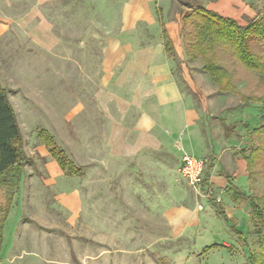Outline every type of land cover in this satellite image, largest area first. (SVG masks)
<instances>
[{
  "label": "rangeland",
  "instance_id": "1",
  "mask_svg": "<svg viewBox=\"0 0 264 264\" xmlns=\"http://www.w3.org/2000/svg\"><path fill=\"white\" fill-rule=\"evenodd\" d=\"M34 1L21 0L18 12H6L21 17ZM131 1L54 0L40 6L61 39V46L50 53L35 50L24 34L0 39V87L8 92L26 152L40 144L36 133L45 130L82 173L81 177H53V182L40 163L23 164L0 225V264H251V256L259 252L247 198L251 193L262 197L264 175L255 177L253 188L239 187L244 200L232 218L228 210L218 213L216 204L228 201L214 190L205 199L188 187L180 173L187 152L153 154L146 168L130 162L119 174L115 161L106 162V123L93 99L98 84L84 75L93 80L97 76V68L89 65L95 66L100 58L104 36L95 31L107 25L105 10L114 6L115 26H120ZM142 5L140 12L157 10L167 27L180 23V17L195 6L231 17L242 27L264 12V0H155ZM251 48L264 58V46ZM186 59L192 64L202 62ZM234 68L238 76L233 84L241 94L264 95L256 74ZM232 97L239 102L238 96ZM243 109L226 116L229 125L240 122L249 132L261 125L264 105ZM241 137L247 146L264 145L262 138L245 129ZM44 149L42 154L47 152ZM194 155L203 157L197 151ZM203 161L206 171L208 161ZM157 163L168 171L157 170ZM7 189L0 186V207L7 203ZM263 223L256 226L261 227V237Z\"/></svg>",
  "mask_w": 264,
  "mask_h": 264
},
{
  "label": "crops",
  "instance_id": "2",
  "mask_svg": "<svg viewBox=\"0 0 264 264\" xmlns=\"http://www.w3.org/2000/svg\"><path fill=\"white\" fill-rule=\"evenodd\" d=\"M19 1L0 0V39L24 34L35 50L56 51L61 39L39 10L54 0H35L23 16L9 15L6 11L18 12ZM153 1L132 0L120 18V26H115L114 6H108L104 17L107 25L95 31L104 36L99 60L95 66L89 65L97 68V76L95 80L84 76L98 84L93 99L106 123V162L115 161V173L119 174L130 162L146 168L153 154L179 156L187 152L196 157L197 151L203 156L199 159L208 161L203 185L214 190L222 201H228L218 206L234 218L237 205L244 200L239 187L249 184L248 154L241 152L258 145L256 142L247 146L241 130L251 133L257 127L249 132L244 124L232 122L237 129L225 133L222 122L231 126L226 121L230 112L244 110L240 99L235 102L233 94L219 92L201 70L202 62L192 64L186 59L181 43L182 16L180 23L167 27L161 24L157 10L139 11L140 5L147 7ZM83 109L81 105L79 111ZM41 148L44 149L38 143L28 153L23 145L26 161L40 163L55 182L53 177L64 174L46 151L40 152ZM129 168L128 174L132 171ZM155 168L168 171L163 164L157 163Z\"/></svg>",
  "mask_w": 264,
  "mask_h": 264
},
{
  "label": "trees",
  "instance_id": "3",
  "mask_svg": "<svg viewBox=\"0 0 264 264\" xmlns=\"http://www.w3.org/2000/svg\"><path fill=\"white\" fill-rule=\"evenodd\" d=\"M181 26L182 38L186 40V57L189 60L201 59L202 71L217 86L219 92L238 96L243 108L250 105H264V95H243L233 84L238 76L234 68L237 67L247 73L256 74L259 84L264 87V58L255 54L251 48L252 44L264 46V12L250 21L247 26L242 27L233 19L221 17L201 6H195L189 8V11L181 17ZM188 28H191V31L185 33ZM222 59L227 60L228 63H222ZM260 119L261 125L251 133L264 141V116ZM222 125L227 134L238 127L235 124L227 126L223 122ZM244 127L248 130L246 125ZM36 138L45 147L49 157L56 162L65 177L82 176L81 171L65 156L54 138L45 130H39ZM241 153L248 154V180L253 188L256 183L255 177L264 175V157L261 156H264V145L251 146L247 150H242ZM26 160L21 130L9 101L8 92L0 87V186H7V190L10 191L6 205L0 207V225L10 209L13 200L11 190L16 188L18 183L16 176L21 172ZM14 178L15 182H11ZM229 181L230 178H227V182ZM261 204L264 205V193L260 199L252 193L247 198L259 248V252H254L251 256V264H264V237L260 236L261 227L256 228L258 223L264 221V206ZM216 207L218 213L222 215L223 210L218 204Z\"/></svg>",
  "mask_w": 264,
  "mask_h": 264
},
{
  "label": "built area",
  "instance_id": "4",
  "mask_svg": "<svg viewBox=\"0 0 264 264\" xmlns=\"http://www.w3.org/2000/svg\"><path fill=\"white\" fill-rule=\"evenodd\" d=\"M205 170V163L202 159L191 155H184L181 160L180 173L189 188H191L196 195L203 198H209L211 189L202 183V175ZM219 203V199L216 200Z\"/></svg>",
  "mask_w": 264,
  "mask_h": 264
}]
</instances>
